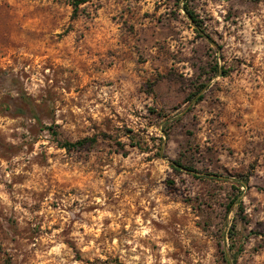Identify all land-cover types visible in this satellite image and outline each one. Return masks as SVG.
Segmentation results:
<instances>
[{
	"label": "rangeland",
	"instance_id": "rangeland-1",
	"mask_svg": "<svg viewBox=\"0 0 264 264\" xmlns=\"http://www.w3.org/2000/svg\"><path fill=\"white\" fill-rule=\"evenodd\" d=\"M76 1L0 0V264H264V0Z\"/></svg>",
	"mask_w": 264,
	"mask_h": 264
},
{
	"label": "trees",
	"instance_id": "trees-1",
	"mask_svg": "<svg viewBox=\"0 0 264 264\" xmlns=\"http://www.w3.org/2000/svg\"><path fill=\"white\" fill-rule=\"evenodd\" d=\"M80 2H85L87 0H79ZM79 1H76V6L78 5ZM178 2V4L183 1L184 4L182 6V8L185 10L187 16L189 17V19L191 20V22L193 23V25L195 26V30L203 37L207 38L208 40L214 42L215 40L208 34L206 33L204 30H202V23L203 21L201 20V18L199 17V15L190 7V0H176ZM99 140V136L95 135V136H91V137H85V138H81L78 139L76 141H64L61 144L63 145V147L71 149V148H76V147H81L83 145H85L88 142H98ZM169 164L174 168V169H185L188 170L190 172L195 173V175L199 174L200 172L197 171L195 168L193 167H189V166H185L184 164H182L180 162V160H173L171 158H168ZM244 185H248L247 182H244ZM234 259L236 261V256H234ZM234 264V262L232 263Z\"/></svg>",
	"mask_w": 264,
	"mask_h": 264
}]
</instances>
